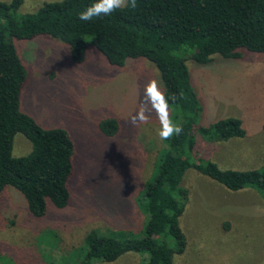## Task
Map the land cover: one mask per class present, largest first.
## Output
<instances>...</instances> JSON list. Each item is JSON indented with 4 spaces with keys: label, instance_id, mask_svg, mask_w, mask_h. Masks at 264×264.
I'll return each mask as SVG.
<instances>
[{
    "label": "rangeland",
    "instance_id": "rangeland-1",
    "mask_svg": "<svg viewBox=\"0 0 264 264\" xmlns=\"http://www.w3.org/2000/svg\"><path fill=\"white\" fill-rule=\"evenodd\" d=\"M9 1V0H2ZM23 0L19 12L31 13L44 2ZM27 72L20 108L42 127L63 128L75 145L74 172L64 208L49 206L43 216L30 215L23 195L7 187L0 199V254L12 264H76L85 236L94 230L142 233L147 214L141 193L152 179L166 140L155 111L145 123H129L145 99L152 80L165 88L159 70L146 58L109 64L89 44L83 63L71 59L58 38L37 35L13 39ZM186 57V55H185ZM199 112L191 131L197 151L191 163L212 160L223 169H261L264 152V54L242 50L238 59L218 54L207 63L186 60ZM169 105L171 118L177 107ZM151 108V105H149ZM242 121L245 135L210 141L197 131L222 118ZM116 119L119 130L105 135L100 123ZM32 144L14 136L12 155L24 156ZM188 200L181 217L185 249L173 264H260L264 261V198L253 188L230 191L188 168L181 180ZM51 205V204H49ZM147 254H126L113 263L146 264Z\"/></svg>",
    "mask_w": 264,
    "mask_h": 264
},
{
    "label": "trees",
    "instance_id": "trees-1",
    "mask_svg": "<svg viewBox=\"0 0 264 264\" xmlns=\"http://www.w3.org/2000/svg\"><path fill=\"white\" fill-rule=\"evenodd\" d=\"M95 2L48 1L22 14L23 0H0V199L5 188L12 187L23 195L30 215L43 216L49 206L64 208L69 203L68 182L74 172L75 145L68 131L42 127L20 108L27 72L13 39L58 38L78 64L89 44L113 66H123L129 58H146L159 70L164 95L177 107L183 132L166 140L152 179L142 190L139 203L147 214L142 233L92 230L76 264L113 263L126 254H147L146 264H173L174 255L186 245L181 217L188 189L181 180L188 168L227 190L251 187L264 198V152L261 169L250 170L223 169L212 160L194 164L186 156L187 151H197L191 131L200 110L187 58L207 63L215 54L228 59L240 58L242 50L264 54V0H137L135 9L79 20V13ZM100 127L110 136L118 132L119 123L106 119ZM197 131L213 142L245 135L236 117L198 126ZM17 133L32 144L24 156L12 155ZM0 264L12 262L0 254Z\"/></svg>",
    "mask_w": 264,
    "mask_h": 264
},
{
    "label": "clouds",
    "instance_id": "clouds-1",
    "mask_svg": "<svg viewBox=\"0 0 264 264\" xmlns=\"http://www.w3.org/2000/svg\"><path fill=\"white\" fill-rule=\"evenodd\" d=\"M137 0H96L79 13V20L92 21L101 15H111L115 11L123 8L135 9ZM162 84L156 80L150 81L145 86V99L141 102L137 113L131 117L129 123L133 126L138 123H145L149 118L150 111H155L161 124L159 136L162 140H170L174 136H179L183 132V125L174 121L169 113L168 100L161 91ZM151 105V108H149Z\"/></svg>",
    "mask_w": 264,
    "mask_h": 264
}]
</instances>
